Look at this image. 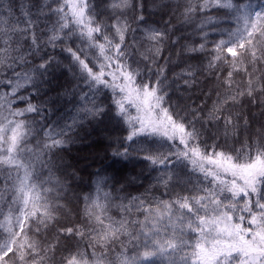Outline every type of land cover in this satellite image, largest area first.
Here are the masks:
<instances>
[{
	"label": "snow or ice",
	"instance_id": "snow-or-ice-1",
	"mask_svg": "<svg viewBox=\"0 0 264 264\" xmlns=\"http://www.w3.org/2000/svg\"><path fill=\"white\" fill-rule=\"evenodd\" d=\"M0 264H264V0H0Z\"/></svg>",
	"mask_w": 264,
	"mask_h": 264
},
{
	"label": "trees",
	"instance_id": "trees-1",
	"mask_svg": "<svg viewBox=\"0 0 264 264\" xmlns=\"http://www.w3.org/2000/svg\"><path fill=\"white\" fill-rule=\"evenodd\" d=\"M71 155L73 159L79 161L78 167L83 170V178L85 181H87L88 174L90 172L95 171V169L101 165L107 166L111 161L109 150L105 149L103 142L89 143L86 141L83 145L74 146ZM119 168L120 166L118 164H113L111 165L110 171L117 170ZM128 171L139 172L140 166H137L135 169H132L129 166L128 169H124L119 174L123 175ZM83 186L84 185H82V187Z\"/></svg>",
	"mask_w": 264,
	"mask_h": 264
}]
</instances>
